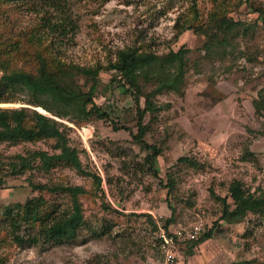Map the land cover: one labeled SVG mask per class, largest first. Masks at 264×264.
<instances>
[{
    "label": "rangeland",
    "instance_id": "obj_1",
    "mask_svg": "<svg viewBox=\"0 0 264 264\" xmlns=\"http://www.w3.org/2000/svg\"><path fill=\"white\" fill-rule=\"evenodd\" d=\"M196 1L208 30L204 34L192 29L177 33L176 23L193 15L192 0L0 2V34L6 39L48 30L43 26L48 19L64 25L67 33L55 52L70 63L100 66L96 101L122 111L119 121L79 125L62 120L70 126V144L78 149L84 169L101 176L102 189L92 176L66 166L10 173L11 155L52 152L54 140L0 144L6 163L0 165V219L8 207L31 199L69 207L70 196L35 190L33 182L81 185L89 192L80 196L86 223L76 238L61 244H20L2 219L0 264H159L158 235L147 214L157 225L172 219V230L201 223L202 232L211 231L201 244H179L176 264H264V215L223 218L225 207H234L232 181H241L247 192L264 191V105L258 109L254 102L264 94V0ZM215 10L229 24L234 21L230 29L208 28ZM211 36L219 41L211 43ZM205 44H212L210 51ZM123 47L156 54L188 50L185 81L178 90L156 96L160 109L144 117L146 140L161 148L156 173L144 164L146 152L134 138L136 102L113 81L117 73L107 69ZM140 103L144 106V97ZM23 105L29 104L0 103ZM37 230L23 221L21 234L27 238Z\"/></svg>",
    "mask_w": 264,
    "mask_h": 264
},
{
    "label": "trees",
    "instance_id": "obj_2",
    "mask_svg": "<svg viewBox=\"0 0 264 264\" xmlns=\"http://www.w3.org/2000/svg\"><path fill=\"white\" fill-rule=\"evenodd\" d=\"M6 0H0L3 2ZM193 15L185 23H176L177 33L192 29L198 33H206L207 28L201 23L202 14L197 7V1L192 0ZM47 5H50L46 2ZM59 7L60 3L55 2ZM211 24L208 28L230 29L228 17L216 10L211 13ZM239 25L241 22H237ZM48 30H32L31 33L19 40L6 39L0 34V103L22 101L28 106L2 107L0 106V144L17 145L21 142H38L54 140L53 151L34 150L11 155L9 162L10 173L19 174L28 170L48 172L57 166H66L78 172L92 176L101 186V176L96 172L84 169L80 154L75 146L70 144L67 130L70 128L62 120H69L74 124L84 125L90 121L102 119L120 120L122 111H117L114 104H99L96 101L100 66H82L63 60L55 48L67 31L64 25L46 20ZM51 40L47 39V36ZM58 37L60 39H58ZM220 37L211 36L219 41ZM209 42V43H210ZM210 51L212 44H205ZM57 49V48H56ZM188 50L184 47L170 50L165 54L139 51L135 47H123L117 50L116 59L110 60L107 69L117 74L113 81L122 85L124 91L133 96L137 105L138 132L134 135L137 143L146 152L144 164L148 169L157 172L154 163L161 154V148L155 142L149 143L146 134L149 124L144 122L147 112L154 113L161 106L155 102L156 96L168 91L178 90L185 81ZM85 78V79H84ZM148 87H151L148 89ZM153 87V88H152ZM87 88V89H86ZM264 92V89L262 90ZM144 97L145 104L140 100ZM256 108L264 105V94L254 100ZM33 106V107H32ZM41 107L52 116L37 110ZM121 113V114H120ZM115 129H118L116 126ZM0 152V165L2 161ZM184 159V158H182ZM35 190H48L70 196L68 208L57 209L56 206L45 204V200H28L18 203L15 207H8L3 214L4 222L10 228L13 239L20 243L53 242L61 244L76 238L80 229L86 223L84 220L80 196L89 193L84 186L71 184H57L48 182H33ZM229 192L234 201L231 209L228 205L224 209L223 218L228 221H241L249 212L264 215V191L259 194L247 192L239 180H234L229 186ZM58 207V206H57ZM155 231L158 225L150 214H147ZM26 222L37 231L27 238L21 234L22 223ZM172 219H167L164 227L169 230ZM212 236L210 232H203L199 238L186 241L192 246L201 244ZM156 251L160 257V239L157 237ZM245 261L244 264H250Z\"/></svg>",
    "mask_w": 264,
    "mask_h": 264
},
{
    "label": "built area",
    "instance_id": "obj_3",
    "mask_svg": "<svg viewBox=\"0 0 264 264\" xmlns=\"http://www.w3.org/2000/svg\"><path fill=\"white\" fill-rule=\"evenodd\" d=\"M201 223H194L190 227H183L179 230H167L164 226L158 225L157 237L160 239L159 264H176L177 247L180 243L197 239L203 233Z\"/></svg>",
    "mask_w": 264,
    "mask_h": 264
},
{
    "label": "water",
    "instance_id": "obj_4",
    "mask_svg": "<svg viewBox=\"0 0 264 264\" xmlns=\"http://www.w3.org/2000/svg\"><path fill=\"white\" fill-rule=\"evenodd\" d=\"M37 110H39V111H41L39 108H36ZM46 111V110H45ZM41 112H43V111H41ZM43 113H46V114H48L47 112H43ZM48 115H50V114H48ZM50 116H52V115H50ZM52 117H54V116H52Z\"/></svg>",
    "mask_w": 264,
    "mask_h": 264
},
{
    "label": "bare ground",
    "instance_id": "obj_5",
    "mask_svg": "<svg viewBox=\"0 0 264 264\" xmlns=\"http://www.w3.org/2000/svg\"><path fill=\"white\" fill-rule=\"evenodd\" d=\"M42 110H44V109H42ZM43 112H46V111L44 110Z\"/></svg>",
    "mask_w": 264,
    "mask_h": 264
},
{
    "label": "crops",
    "instance_id": "obj_6",
    "mask_svg": "<svg viewBox=\"0 0 264 264\" xmlns=\"http://www.w3.org/2000/svg\"><path fill=\"white\" fill-rule=\"evenodd\" d=\"M182 243H180V245H181ZM179 264V263H178Z\"/></svg>",
    "mask_w": 264,
    "mask_h": 264
}]
</instances>
